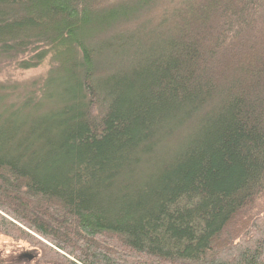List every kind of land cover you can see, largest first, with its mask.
<instances>
[{"label": "trees", "instance_id": "16d2710c", "mask_svg": "<svg viewBox=\"0 0 264 264\" xmlns=\"http://www.w3.org/2000/svg\"><path fill=\"white\" fill-rule=\"evenodd\" d=\"M49 54L0 83V234L36 263L264 264V0H0V65Z\"/></svg>", "mask_w": 264, "mask_h": 264}, {"label": "rangeland", "instance_id": "374dc122", "mask_svg": "<svg viewBox=\"0 0 264 264\" xmlns=\"http://www.w3.org/2000/svg\"><path fill=\"white\" fill-rule=\"evenodd\" d=\"M53 65L50 54L38 66L29 69H19L15 64L0 65V83L15 93L27 88L31 89L33 84H37L45 77ZM11 86L13 88H10ZM36 254L38 251L27 243L0 234L1 262H28L29 260V264H45L36 263L33 259Z\"/></svg>", "mask_w": 264, "mask_h": 264}, {"label": "bare ground", "instance_id": "6f19581e", "mask_svg": "<svg viewBox=\"0 0 264 264\" xmlns=\"http://www.w3.org/2000/svg\"><path fill=\"white\" fill-rule=\"evenodd\" d=\"M27 253V252H26Z\"/></svg>", "mask_w": 264, "mask_h": 264}]
</instances>
